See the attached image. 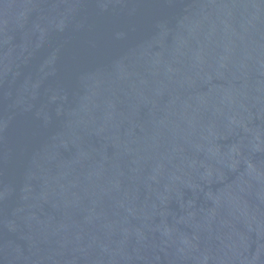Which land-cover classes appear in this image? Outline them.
<instances>
[{
  "label": "water",
  "instance_id": "1",
  "mask_svg": "<svg viewBox=\"0 0 264 264\" xmlns=\"http://www.w3.org/2000/svg\"><path fill=\"white\" fill-rule=\"evenodd\" d=\"M0 264H264V0H0Z\"/></svg>",
  "mask_w": 264,
  "mask_h": 264
}]
</instances>
